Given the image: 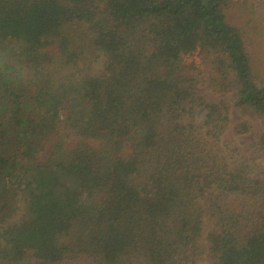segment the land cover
Here are the masks:
<instances>
[{"label":"trees","instance_id":"obj_1","mask_svg":"<svg viewBox=\"0 0 264 264\" xmlns=\"http://www.w3.org/2000/svg\"><path fill=\"white\" fill-rule=\"evenodd\" d=\"M230 6L0 0V264H264V172L185 61L264 122V42Z\"/></svg>","mask_w":264,"mask_h":264},{"label":"rangeland","instance_id":"obj_2","mask_svg":"<svg viewBox=\"0 0 264 264\" xmlns=\"http://www.w3.org/2000/svg\"><path fill=\"white\" fill-rule=\"evenodd\" d=\"M230 18L233 23H238L244 28L247 35L257 41L264 42V0H231ZM188 64H194L203 74L200 76L202 85L201 92L210 100H226L231 106L229 122L223 132L222 142L229 144L232 148L239 150V156L251 165L256 171L264 172V122L262 118L251 109H246L235 105L233 92L222 91L212 84L208 71L201 65L200 56L195 53L185 57ZM198 73V72H197ZM203 78H205L203 80ZM247 125L249 131L237 133L239 126ZM241 129V128H240ZM65 132L60 130L51 137L45 150L41 153V158L46 159L54 147L58 136L62 138L67 147L73 146L77 139L74 137H62Z\"/></svg>","mask_w":264,"mask_h":264}]
</instances>
